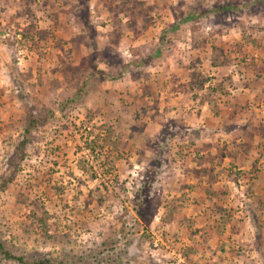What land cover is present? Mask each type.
<instances>
[{"label":"rangeland","instance_id":"374dc122","mask_svg":"<svg viewBox=\"0 0 264 264\" xmlns=\"http://www.w3.org/2000/svg\"><path fill=\"white\" fill-rule=\"evenodd\" d=\"M0 246L264 264V0H0Z\"/></svg>","mask_w":264,"mask_h":264},{"label":"trees","instance_id":"16d2710c","mask_svg":"<svg viewBox=\"0 0 264 264\" xmlns=\"http://www.w3.org/2000/svg\"><path fill=\"white\" fill-rule=\"evenodd\" d=\"M218 9H222V7H219ZM0 251L2 252L3 256L6 259H13V256H11L10 253L5 252L1 246H0ZM45 261H37V262H35V264H50L48 261H46V262Z\"/></svg>","mask_w":264,"mask_h":264}]
</instances>
